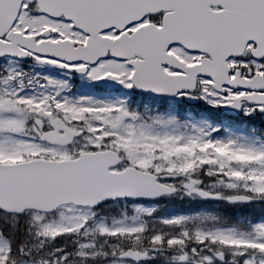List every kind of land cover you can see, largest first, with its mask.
Wrapping results in <instances>:
<instances>
[{
	"label": "snow or ice",
	"instance_id": "obj_1",
	"mask_svg": "<svg viewBox=\"0 0 264 264\" xmlns=\"http://www.w3.org/2000/svg\"><path fill=\"white\" fill-rule=\"evenodd\" d=\"M0 264H264V0H0Z\"/></svg>",
	"mask_w": 264,
	"mask_h": 264
}]
</instances>
